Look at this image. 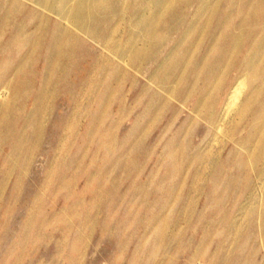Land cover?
<instances>
[{
    "label": "rangeland",
    "instance_id": "obj_1",
    "mask_svg": "<svg viewBox=\"0 0 264 264\" xmlns=\"http://www.w3.org/2000/svg\"><path fill=\"white\" fill-rule=\"evenodd\" d=\"M0 264H264V0H0Z\"/></svg>",
    "mask_w": 264,
    "mask_h": 264
},
{
    "label": "bare ground",
    "instance_id": "obj_2",
    "mask_svg": "<svg viewBox=\"0 0 264 264\" xmlns=\"http://www.w3.org/2000/svg\"><path fill=\"white\" fill-rule=\"evenodd\" d=\"M242 95V92H241V84L238 83L236 86H234V88L232 89L230 95H229V98L227 100V103H226V106H225V112H226V115L225 116H229L230 113L239 106L240 104V101H242L240 99V96ZM243 105V104H242ZM241 107V106H239ZM242 108V107H241ZM240 108V110H241ZM244 110V108L242 109ZM234 113V112H233ZM236 113V112H235ZM239 115V114H238ZM223 118V117H222ZM229 120V119H228ZM227 120V121H228ZM231 120V119H230ZM226 122V121H225ZM233 122V121H232ZM224 124V123H223Z\"/></svg>",
    "mask_w": 264,
    "mask_h": 264
}]
</instances>
